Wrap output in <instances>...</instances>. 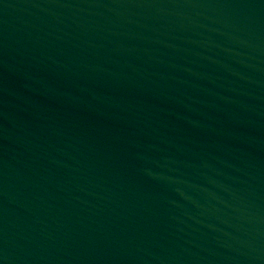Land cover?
Listing matches in <instances>:
<instances>
[{
  "label": "water",
  "instance_id": "95a60500",
  "mask_svg": "<svg viewBox=\"0 0 264 264\" xmlns=\"http://www.w3.org/2000/svg\"><path fill=\"white\" fill-rule=\"evenodd\" d=\"M0 264H264V0H0Z\"/></svg>",
  "mask_w": 264,
  "mask_h": 264
}]
</instances>
